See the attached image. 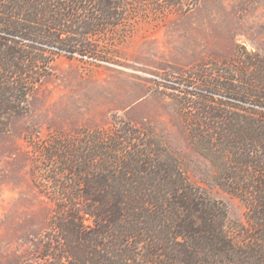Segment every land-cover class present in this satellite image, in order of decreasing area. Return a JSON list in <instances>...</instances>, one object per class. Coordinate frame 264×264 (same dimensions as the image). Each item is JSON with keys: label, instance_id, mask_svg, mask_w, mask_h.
I'll return each instance as SVG.
<instances>
[{"label": "trees", "instance_id": "trees-1", "mask_svg": "<svg viewBox=\"0 0 264 264\" xmlns=\"http://www.w3.org/2000/svg\"><path fill=\"white\" fill-rule=\"evenodd\" d=\"M198 1L0 0V133L29 113L59 52L95 54L91 38L123 24L129 8L157 13L188 2V11ZM237 112L219 114L216 136L188 122L196 148L217 162L220 185L246 205L248 226L237 234L227 231L225 203L195 186L166 144L125 124L115 135L56 143L69 172L58 174L42 253L27 264H264V112Z\"/></svg>", "mask_w": 264, "mask_h": 264}, {"label": "rangeland", "instance_id": "rangeland-1", "mask_svg": "<svg viewBox=\"0 0 264 264\" xmlns=\"http://www.w3.org/2000/svg\"><path fill=\"white\" fill-rule=\"evenodd\" d=\"M187 5L157 13L129 8L123 24L91 38L95 54L63 51L50 62L29 113L0 133V264H27L42 253L58 174L69 172L56 143L85 132L115 135L125 124L150 130L195 186L225 203L229 233L248 226L245 203L220 185L217 162L196 148L188 122L216 136L220 113L264 112L256 98L264 91L257 82L264 75V0Z\"/></svg>", "mask_w": 264, "mask_h": 264}]
</instances>
